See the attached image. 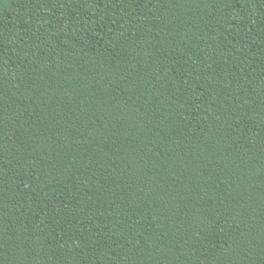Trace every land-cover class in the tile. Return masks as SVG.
Returning <instances> with one entry per match:
<instances>
[{
    "label": "trees",
    "instance_id": "obj_1",
    "mask_svg": "<svg viewBox=\"0 0 264 264\" xmlns=\"http://www.w3.org/2000/svg\"><path fill=\"white\" fill-rule=\"evenodd\" d=\"M0 264H264V0H0Z\"/></svg>",
    "mask_w": 264,
    "mask_h": 264
}]
</instances>
